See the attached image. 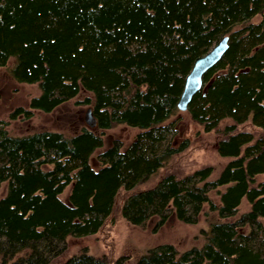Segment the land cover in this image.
<instances>
[{
	"label": "trees",
	"instance_id": "obj_1",
	"mask_svg": "<svg viewBox=\"0 0 264 264\" xmlns=\"http://www.w3.org/2000/svg\"><path fill=\"white\" fill-rule=\"evenodd\" d=\"M222 35L227 47L186 111L218 133L216 151L229 159L214 178L207 165L137 188L186 146V138L170 143L175 126L165 121L193 59ZM10 57L11 77L39 92L9 119L50 111L83 88L91 97L76 102L91 103L96 127L139 131L124 149L114 141L100 151L93 168L99 133L13 135L0 119V264H48L67 236L103 225L120 190L119 212L133 225L156 216L155 230L170 212L193 223L203 203L204 214L219 218L208 222L201 244L180 251L156 244L132 264H264V178L257 179L264 173V0H0V66ZM243 197L248 208L226 220ZM63 264L110 263L83 247Z\"/></svg>",
	"mask_w": 264,
	"mask_h": 264
},
{
	"label": "rangeland",
	"instance_id": "obj_2",
	"mask_svg": "<svg viewBox=\"0 0 264 264\" xmlns=\"http://www.w3.org/2000/svg\"><path fill=\"white\" fill-rule=\"evenodd\" d=\"M256 18L254 17L253 20ZM12 63L13 58L10 57L5 65L0 66V119L7 120L6 128L10 134L22 135L39 130H55L68 135L77 133L81 127L89 128L94 133H99L102 138V144L89 157L90 165L97 168L96 156L100 151L114 141L119 142L120 148L124 149L139 131L138 128L123 123L103 129L96 125L90 126L85 120V113L88 108L91 109V103L76 102L85 96L91 97V94L83 88H80L74 97L59 103L50 111L32 109V114L28 118L18 115L14 119H9L8 114L14 107L27 108L30 97L39 92L35 83L19 82L11 77L8 68ZM170 120L175 126V132L170 136V143L176 146L186 138L187 144L169 157L145 181L139 183L137 188L151 186L165 173L181 176L207 165L211 167L208 179L214 178L229 159L220 156L216 151L218 133L215 130L204 131L201 125L190 119L186 110L176 109L165 122ZM244 128L249 129L251 126L245 124ZM263 178L264 173L257 175V179ZM4 190L5 183L2 182L0 195ZM68 190L69 185L60 194L63 200H66ZM124 195L125 193L120 190L112 213L95 233L87 236H67L64 249L52 257L48 264H63L69 255L80 251L83 247L93 255L106 258L110 264H132L141 253L156 244L171 243L178 251L201 244L208 222L219 219L215 212L204 214L207 204L203 203L195 222L180 221L173 212H170L166 220L152 230L156 216L149 218L143 226L130 224L122 217L119 205ZM208 196L213 202L218 203V194L214 189L209 190ZM247 208L248 203L243 197L236 213L226 220L235 219ZM245 230V226L240 228V231Z\"/></svg>",
	"mask_w": 264,
	"mask_h": 264
},
{
	"label": "water",
	"instance_id": "obj_3",
	"mask_svg": "<svg viewBox=\"0 0 264 264\" xmlns=\"http://www.w3.org/2000/svg\"><path fill=\"white\" fill-rule=\"evenodd\" d=\"M227 39V35H222L206 52L193 59L190 69L184 76L182 88L176 101L177 109L186 110L192 95L202 88L203 73L220 59L227 47ZM85 120L90 126L95 125L89 108L86 110Z\"/></svg>",
	"mask_w": 264,
	"mask_h": 264
}]
</instances>
